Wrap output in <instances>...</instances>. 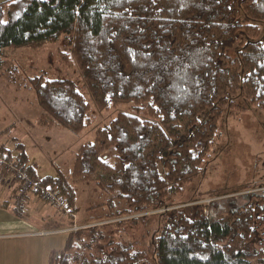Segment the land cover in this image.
<instances>
[{
    "label": "trees",
    "instance_id": "trees-1",
    "mask_svg": "<svg viewBox=\"0 0 264 264\" xmlns=\"http://www.w3.org/2000/svg\"><path fill=\"white\" fill-rule=\"evenodd\" d=\"M58 41L85 88L45 74L31 78L56 127L81 133L91 123V101L102 111L129 103L137 113L120 111L98 127L95 139L76 150L70 170L109 193L102 205L111 207L106 218L117 220L68 232L49 264H149V255L158 264H264V181L245 185V202L222 215L212 210L215 200L175 206L188 184L206 176L225 112H244L240 97L264 109V0L0 2V66L5 48ZM0 152L28 164L21 142ZM37 170L28 164L39 179L36 194L56 188L73 220L71 177H39ZM23 207L12 210L23 215ZM154 213L161 225L147 250L129 246L122 236L128 223L137 226Z\"/></svg>",
    "mask_w": 264,
    "mask_h": 264
},
{
    "label": "rangeland",
    "instance_id": "rangeland-1",
    "mask_svg": "<svg viewBox=\"0 0 264 264\" xmlns=\"http://www.w3.org/2000/svg\"><path fill=\"white\" fill-rule=\"evenodd\" d=\"M62 49L65 50L64 42L58 41L3 50L1 56L3 63L0 66V151L2 146L15 150V141L21 142L28 153V164H37L39 177L59 172L69 175L77 193L76 211L71 214L77 218L72 220L70 214L66 217L62 213L65 211L62 210L65 201L54 187H52L54 192L50 196L43 192L45 189L40 195L36 194L35 187L25 193L20 191L24 180L21 175L19 179L15 167H23L27 177L39 180L37 176L28 172V164L17 159H7L0 152L3 160L0 162V175L5 176L13 185L10 198L20 199V204L25 205L26 218L41 223L38 225H45L43 222L47 218L35 212L37 209L32 205L37 201L51 202L55 208L53 216L56 221L62 222L63 225L77 223L80 226L77 230L79 231L87 227L102 226L108 220L114 222L117 219L106 218L111 212V207L102 204L109 200V193L102 190L93 180L84 181L71 176L75 152L80 145L93 141L96 129L108 124L120 111L133 113L137 111L129 103L102 111L91 101L92 110L89 114L91 123L81 133L73 134L56 127L51 118L43 114L30 80L45 74L49 78L70 79L79 89L85 88L76 63L70 61V58L68 60L64 58L59 52ZM84 92L91 99L90 94L86 90ZM237 102L245 111L233 116L234 109L225 112L219 123L220 138L212 147L205 164L206 176H199L187 185L182 195L175 197L176 207L198 202L210 203L211 200H215L217 203L211 205L212 210L222 215L228 211V207L245 202L241 197L245 185L264 181V109L251 105L242 97L238 98ZM6 165H9V168H6ZM209 189H220V195L208 197L206 191ZM200 193L204 199H198ZM51 197L62 200V208L59 209L57 205L52 204ZM159 215L154 213L148 221L140 222L137 226L128 223L129 226L125 228L126 232L122 233V236L129 241V246L147 250L155 229L161 225ZM148 258L149 264H158L155 256L149 255Z\"/></svg>",
    "mask_w": 264,
    "mask_h": 264
},
{
    "label": "crops",
    "instance_id": "crops-1",
    "mask_svg": "<svg viewBox=\"0 0 264 264\" xmlns=\"http://www.w3.org/2000/svg\"><path fill=\"white\" fill-rule=\"evenodd\" d=\"M12 187L11 182L0 175V264H49L51 251L65 246L67 225L56 221L54 206L43 201L31 205L36 207L35 212L47 218L45 225L26 218L24 207L23 215L15 213L12 207L17 206V200L10 198ZM53 229L55 231L48 234L40 233Z\"/></svg>",
    "mask_w": 264,
    "mask_h": 264
},
{
    "label": "built area",
    "instance_id": "built-area-1",
    "mask_svg": "<svg viewBox=\"0 0 264 264\" xmlns=\"http://www.w3.org/2000/svg\"><path fill=\"white\" fill-rule=\"evenodd\" d=\"M0 162H3V160H1V157H0ZM4 164H5V161H4L3 165ZM6 168H9V165H6ZM15 170H16V174L18 175L19 179H21V177H20V175H21L22 176V179L24 180L23 184L21 185L22 187H21V190H20L22 193L28 192L33 187H36L37 186L38 180L32 179L30 177H27L24 174V172H23V171H25L23 167H15ZM43 192H45L46 195L48 194L50 196V195L53 194L54 190L52 189V187H47V188H45V190ZM51 198H52L51 199L52 200V204L57 205L59 207V209L62 208L61 207V205L63 204V201L62 200H59V199L54 198V197H51ZM16 205L17 206L21 205L20 204V199L17 200ZM62 213L66 217H68V215L70 214V211L69 210H65ZM72 215H73V218L74 219L77 218L74 214H72ZM78 225L79 224H77V223L69 224V225L65 226V230L68 231V232H70V231H77L80 228V226H78ZM54 231H55V229H53V230H42L40 233L41 234H48V233L54 232Z\"/></svg>",
    "mask_w": 264,
    "mask_h": 264
}]
</instances>
